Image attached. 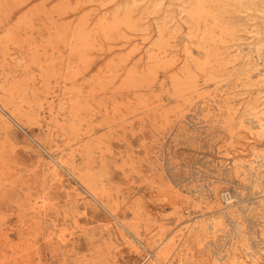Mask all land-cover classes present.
I'll return each mask as SVG.
<instances>
[{
	"label": "rangeland",
	"instance_id": "rangeland-1",
	"mask_svg": "<svg viewBox=\"0 0 264 264\" xmlns=\"http://www.w3.org/2000/svg\"><path fill=\"white\" fill-rule=\"evenodd\" d=\"M0 264H264V0H0Z\"/></svg>",
	"mask_w": 264,
	"mask_h": 264
},
{
	"label": "bare ground",
	"instance_id": "bare-ground-1",
	"mask_svg": "<svg viewBox=\"0 0 264 264\" xmlns=\"http://www.w3.org/2000/svg\"><path fill=\"white\" fill-rule=\"evenodd\" d=\"M203 2V1H202ZM200 20V19H199Z\"/></svg>",
	"mask_w": 264,
	"mask_h": 264
}]
</instances>
